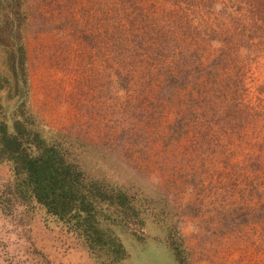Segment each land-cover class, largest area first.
Wrapping results in <instances>:
<instances>
[{
    "label": "rangeland",
    "instance_id": "rangeland-1",
    "mask_svg": "<svg viewBox=\"0 0 264 264\" xmlns=\"http://www.w3.org/2000/svg\"><path fill=\"white\" fill-rule=\"evenodd\" d=\"M6 1L0 109L14 105L12 33L25 52L22 88L40 129L55 134L83 178L135 199L140 217L106 209L105 229L126 252L119 261L108 247L92 248L73 221L6 194L16 178L2 159L0 264H264V10L253 20L256 38L239 44V35L221 40V8L202 10L207 1L143 0L124 9L114 0H20L22 16L9 27ZM168 10L175 13L161 15ZM148 11L166 32L149 44L163 45L167 63L159 52L119 88L109 37L117 22Z\"/></svg>",
    "mask_w": 264,
    "mask_h": 264
},
{
    "label": "trees",
    "instance_id": "trees-1",
    "mask_svg": "<svg viewBox=\"0 0 264 264\" xmlns=\"http://www.w3.org/2000/svg\"><path fill=\"white\" fill-rule=\"evenodd\" d=\"M140 1L143 0H114V4L118 2L120 7L125 9L130 7L128 5L137 7L133 4ZM204 1L209 2V5H204L202 10L210 7V11L212 5L216 7V4L221 8L214 23L218 27L217 31L222 34L221 40L231 41L239 35L238 42L241 44L244 39L256 38L257 31L253 20L256 19L254 17L259 9L264 10V0H201V5ZM4 6L6 10L2 11V24L9 27L14 24L15 19L22 16L21 1L7 0ZM114 11L119 12L117 9ZM160 12L167 17L175 13L172 10H168L166 15ZM202 15L210 16L211 13L202 12ZM130 18H134L140 27H131L133 20ZM156 18H160L156 11L136 13L126 18L124 25L117 22L113 38L109 37L113 43L112 53L117 64L114 73L119 88H127L131 84L130 81L141 73L142 66L147 61L154 60L162 49V44H149V40L158 35L160 39L166 36L163 27L156 26ZM225 18L228 19L225 21ZM129 24L130 28L127 27ZM259 25L264 26V19H259ZM8 34V39L16 44L14 35ZM14 44L7 53L10 70L17 80L14 93L9 95L14 105L9 109H0V160L12 162L13 175L16 178L7 183L6 194H16L17 199L21 201L35 199L49 215L57 216L66 222L73 221L83 234L86 232L87 241L92 248L108 247L107 253L114 252L119 261L124 260L126 252L122 243L114 233L105 229L109 227L112 219L106 209L110 205H117L132 211L131 215L134 217H140L135 199L121 190L109 192L100 189L65 162L62 147L56 142L55 134L41 130L34 115L27 110L26 92L22 88L26 79L21 75L24 70H19V63L25 58V52L21 45L13 46ZM152 53L155 57L151 56ZM158 56L161 63H167L164 61L165 53L160 52ZM171 79L175 81L179 77L174 76ZM123 82H127L125 88Z\"/></svg>",
    "mask_w": 264,
    "mask_h": 264
}]
</instances>
